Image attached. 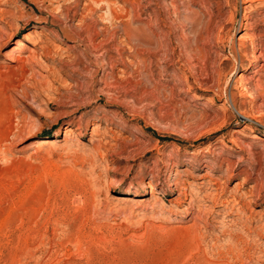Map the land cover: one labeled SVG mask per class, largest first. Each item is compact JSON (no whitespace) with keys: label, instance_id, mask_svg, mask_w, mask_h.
Returning <instances> with one entry per match:
<instances>
[{"label":"rangeland","instance_id":"rangeland-1","mask_svg":"<svg viewBox=\"0 0 264 264\" xmlns=\"http://www.w3.org/2000/svg\"><path fill=\"white\" fill-rule=\"evenodd\" d=\"M209 1L240 26L242 0ZM153 12L162 38L150 49L126 29L144 38ZM193 14L209 18L199 0H0V264H264V99L237 91L245 114L222 107L192 59ZM263 16L260 6L253 22ZM213 42L229 68L227 43ZM35 138L56 144L41 150ZM216 177L222 199L243 193L246 213L201 198L212 189L200 182ZM171 180L198 191L202 221ZM231 229L245 242L225 258Z\"/></svg>","mask_w":264,"mask_h":264},{"label":"bare ground","instance_id":"bare-ground-1","mask_svg":"<svg viewBox=\"0 0 264 264\" xmlns=\"http://www.w3.org/2000/svg\"><path fill=\"white\" fill-rule=\"evenodd\" d=\"M105 1V0H104ZM125 1V0H124ZM128 2L130 0H127ZM195 1V0H194ZM238 1V0H237ZM115 2V1H114ZM209 0H199V3H201L202 7L205 8V10L209 13V18H207L208 20L205 22L200 21L199 17L197 15H191V21H192V25L194 27H197L196 29V33H195V37L193 38L192 42H193V46L192 48V59L196 60V62H201L203 64V67L205 68V70L207 71V73H205L206 75H208L213 81L216 80V82L218 83V87H220L221 91H222V96L219 94V96L217 95V97H222L224 99V103L222 104V107H229L231 106V101L233 103V105L235 107H237L238 104V97L237 96V91L240 93V95H250L251 98L253 99H257L262 97L264 99V16L263 18L258 19L260 20L259 22H256V20L253 22L255 13L257 12V10L259 9L260 6H264V0H242L243 3V8H244V16H243V20L241 21V24L239 27H237L236 25V15L237 13H235L234 11L231 12V16L228 19L227 23H223L221 21H219L220 19H217V15H215L214 11L211 8V5L209 3ZM113 3V2H112ZM136 4H138V2H134L132 4L133 8L136 6ZM149 5V4H148ZM131 6V4H130ZM131 6V7H132ZM139 6V5H137ZM186 6V5H185ZM132 8V9H133ZM131 9V10H132ZM136 9V8H135ZM134 9V10H135ZM139 9V8H138ZM130 10V9H128ZM137 11V10H136ZM192 11V10H191ZM190 11V12H191ZM193 12V11H192ZM108 13V12H107ZM137 13V12H134ZM194 13V12H193ZM263 13V12H260ZM112 14V13H111ZM150 14V13H149ZM219 14V12H218ZM114 15V14H113ZM190 15V14H189ZM117 16V14H116ZM124 16H126L124 14ZM131 16V15H130ZM221 16V15H220ZM139 17V16H138ZM189 17V16H188ZM122 18V17H121ZM219 18V17H218ZM116 19V18H115ZM114 19V20H115ZM157 19V17H156ZM158 20V19H157ZM149 21V19H148ZM155 21V13H151V18H150V23L148 24V27L144 30V38H141V33H136L134 32L135 30H132V27L129 28L127 27V31L126 34L128 33L131 37L133 38L132 40L140 42L143 41L145 42V44H147L150 49L153 46L154 42L156 41V38L159 39V41L161 42V34L158 33V29L156 30L154 27V23ZM113 22V21H112ZM159 22V21H158ZM228 22L229 24H231L230 27H228ZM146 23V22H145ZM131 24V23H129ZM147 24V23H146ZM128 25V24H127ZM158 25V24H157ZM160 25V24H159ZM158 25V26H159ZM202 25V26H200ZM118 26V25H117ZM157 26V27H158ZM156 27V28H157ZM138 28V27H137ZM194 29V30H195ZM237 29L241 30H245V32L243 34H241L237 39H235V32L237 31ZM138 30V29H137ZM2 31V30H1ZM167 33V32H166ZM169 34V33H168ZM193 34V33H192ZM165 36V35H164ZM168 36V35H167ZM185 36V35H184ZM164 38V37H163ZM167 38V37H166ZM184 38V37H183ZM191 38V37H190ZM33 41V35L31 33H27L24 35L23 38L18 39L14 46H11V48L9 50H7L5 52V55L7 57H15L16 53L18 50H20L21 48H23L27 42H32ZM189 41V40H188ZM213 41H218V43H227V49H228V54H226V56L224 57L225 60H230L231 61V65L229 66V68H224L223 64H226V62H220L217 64L216 60L213 58V56L211 55V52L213 50H211L210 45ZM142 42V43H143ZM159 42V43H160ZM184 42V41H183ZM141 43V42H140ZM163 43V42H162ZM186 43V42H185ZM214 43V42H213ZM156 44V43H155ZM158 44V43H157ZM156 44V45H157ZM164 44V43H163ZM135 45V44H134ZM154 45V46H156ZM218 45V44H217ZM221 45V44H220ZM138 46V45H137ZM216 46V45H215ZM144 47V46H143ZM161 47V46H160ZM184 48V47H183ZM220 48V47H219ZM154 49V48H153ZM152 49V50H153ZM164 49V48H163ZM190 49V48H189ZM213 49V48H212ZM34 54L37 53V49H32L31 50ZM189 51V50H188ZM215 51V50H214ZM150 52V51H149ZM152 52V51H151ZM121 53V52H120ZM156 53V52H154ZM220 53V52H219ZM134 54V53H133ZM135 55V54H134ZM155 55V54H154ZM215 55V54H214ZM222 55V54H220ZM21 56V55H20ZM137 56V55H136ZM139 56V55H138ZM187 56V55H186ZM189 56V55H188ZM223 56V55H222ZM221 56V57H222ZM19 57V56H18ZM23 57V56H22ZM156 58V57H155ZM188 58V57H187ZM223 58V59H224ZM17 59V58H16ZM148 59V58H147ZM150 59V58H149ZM190 59V58H189ZM221 58V60H223ZM22 58H18L17 61L19 62H23L21 61ZM156 60V59H155ZM149 61V60H148ZM191 61V60H190ZM219 61V60H218ZM24 63V62H23ZM151 64V63H150ZM184 64V63H183ZM194 64V63H193ZM192 64V66H193ZM195 65V64H194ZM200 65V63H199ZM241 66L242 72L239 73L238 78L235 80V90L231 91V99L229 98V94H228V88L231 82V77L233 75H235L237 73V68L238 66ZM6 66L8 67H12L11 63H7ZM147 66V65H146ZM150 65H148L149 67ZM141 67V66H140ZM201 67V66H200ZM228 67V66H227ZM151 71V70H149ZM148 71V72H149ZM201 72V71H200ZM204 72V71H202ZM253 73L252 75L248 76L247 73ZM150 73V72H149ZM193 73V72H192ZM151 74V73H150ZM205 78V77H204ZM233 78V77H232ZM199 81V79H198ZM204 82V81H203ZM107 83V82H106ZM115 83V82H113ZM232 84V83H231ZM125 85V84H124ZM137 87V86H136ZM110 88V87H109ZM132 89V88H131ZM145 89V88H144ZM145 91V90H144ZM148 92V91H147ZM217 92V91H216ZM214 93V92H213ZM219 93H221L219 91ZM126 95V94H125ZM215 96V95H214ZM208 99L212 100L213 97L212 96H208ZM221 99V98H220ZM242 99V98H241ZM252 100V99H251ZM241 101V100H240ZM254 101V100H253ZM261 101V100H260ZM111 102V101H110ZM255 104V103H254ZM264 104V103H263ZM225 105V106H223ZM253 105V104H252ZM35 106V105H34ZM261 106V105H260ZM264 106V105H263ZM252 107V106H251ZM232 108V107H231ZM258 108V107H257ZM229 109V108H228ZM255 109V107H254ZM225 110V109H224ZM223 110V111H224ZM230 110V109H229ZM227 111V110H226ZM238 111L242 114H245V110H243L241 104H238ZM259 111V110H258ZM262 111V110H261ZM254 112V111H253ZM241 114V115H242ZM254 115V114H253ZM248 116V115H247ZM245 117V116H244ZM249 119V118H247ZM100 129L99 126H96L95 128V132H97ZM218 129V128H217ZM216 129V130H217ZM221 129V128H220ZM72 131V128H67L66 134L70 133ZM234 131H237L236 129ZM57 137H58V133H57ZM96 142V141H95ZM31 143H34L39 149L41 150H49L50 147H52L53 145L56 144V139L55 138H35L31 141ZM98 143V142H97ZM238 146V142L235 143ZM97 146V144H96ZM210 149V148H209ZM214 152V151H213ZM216 152V151H215ZM219 154V153H218ZM217 155V154H216ZM220 156V155H218ZM219 159V158H218ZM221 159V158H220ZM227 159V158H226ZM223 160V159H222ZM233 162V161H232ZM208 163L211 164L213 166V164H217V161L214 162L212 160H208ZM231 162L228 163V166H232ZM209 164H206L208 166H210ZM214 164V165H215ZM230 164V165H229ZM211 166V167H212ZM220 167H222V165H220ZM222 169V168H221ZM230 170V169H228ZM244 170V169H243ZM158 171V170H157ZM245 171V170H244ZM253 171V170H252ZM247 172V171H246ZM250 175V174H249ZM216 178H211L210 180H203L200 182L202 187H206V189H212V191H207L205 195H203L201 198L205 201L206 199L212 201L214 204H226V205H230L232 204V211L236 214V215H240L241 212H247V206L243 201L244 195L242 193V195L237 196L235 193L232 196V198L228 197L226 200L223 198H221V195H223L224 189L222 190V192H220L219 189H221V187L219 188L218 185V180L221 181V179H217ZM215 179V180H214ZM182 181V180H181ZM180 183L177 180L176 182H172L169 184L170 187V191L174 192L175 190L179 189ZM182 185V184H181ZM220 185V184H219ZM260 185V184H259ZM222 186V185H221ZM149 187L152 189H155V183H150ZM202 190V189H201ZM219 190V191H218ZM133 190L129 189L127 190V192L132 193ZM180 195L177 198V200H179L181 197H187L190 196V206H189V211L191 208H196L197 207V214L195 215L196 218V222H198L199 220L202 221L203 218V214H205L202 208V204H199V200L197 199V194L194 193H198V191L196 192V190H192L191 194H188L186 192V190L184 188H180ZM250 191V190H249ZM248 191V192H249ZM231 192V191H230ZM236 192V191H235ZM136 195H142L143 192H133ZM231 194V193H230ZM240 194V193H239ZM245 194V193H244ZM230 196V195H228ZM199 197V195H198ZM247 197V196H246ZM201 199V200H202ZM159 200V199H158ZM197 200V201H196ZM162 202V201H161ZM202 202V201H201ZM149 203V202H148ZM204 203V202H203ZM206 203V202H205ZM156 205V204H155ZM207 205V204H206ZM214 206V205H213ZM228 208V207H227ZM231 209V208H230ZM194 211V210H193ZM231 211V212H232ZM226 212V211H225ZM228 212V211H227ZM250 212V211H249ZM256 212V211H255ZM218 213V212H217ZM230 213V212H229ZM157 214V213H156ZM251 214V213H250ZM257 214V213H254ZM232 215V214H231ZM254 216V215H253ZM150 217H154V216H150ZM206 217V216H204ZM233 217V216H232ZM247 217V216H246ZM262 217V216H261ZM155 218V217H154ZM236 218V217H235ZM239 218V216H238ZM250 218V217H249ZM256 218V217H255ZM230 219V218H229ZM232 219V218H231ZM261 219V218H260ZM234 220V219H233ZM232 221V220H231ZM236 221V220H235ZM241 221V220H240ZM244 221V220H243ZM252 221V220H251ZM250 222V221H249ZM199 223V222H198ZM251 223V222H250ZM258 223V222H257ZM194 224V223H193ZM228 224V223H227ZM238 225V224H237ZM249 225V224H248ZM194 226V225H193ZM199 226V225H198ZM250 226V225H249ZM247 226L246 231L250 230L251 227ZM195 227H197L195 225ZM229 228V227H228ZM231 228V227H230ZM196 229V228H195ZM200 229V227H199ZM206 229V228H205ZM220 229V228H219ZM226 229V228H225ZM233 229V228H232ZM229 232L231 235V239H230V244L227 245L228 247L225 250L220 251V253L223 255V257H227L229 254L234 253L236 254V251L239 250V247H241V245L244 244L245 240H244V235L242 232H234L232 231ZM192 230V229H191ZM198 230V229H197ZM242 230V229H241ZM220 231V230H219ZM195 232V231H194ZM201 232V231H200ZM198 231V233H200ZM226 232V230H225ZM257 232V231H256ZM197 233V232H196ZM197 233V234H198ZM202 234V233H201ZM226 234V233H225ZM255 234V233H254ZM200 235V234H199ZM204 235V234H203ZM229 235V236H230ZM213 236V235H212ZM247 236V235H246ZM218 237V236H217ZM246 238V237H245ZM198 239V238H197ZM227 241V240H226ZM248 243V242H247ZM250 246V245H249ZM32 248V247H31ZM34 248V247H33ZM251 248V247H250ZM218 250V249H217ZM31 252V251H30ZM238 252V251H237ZM249 252V251H248ZM32 253V252H31ZM36 253V252H35ZM242 253V252H241ZM61 255V254H60ZM35 257V256H34ZM46 260V259H45ZM54 260V259H53ZM61 260V259H60ZM229 260V259H228ZM242 260V259H241ZM67 261V260H66ZM23 262V261H22ZM55 262V261H54ZM225 262V261H224ZM24 264V263H23ZM50 264V263H49ZM217 264H220L217 263Z\"/></svg>","mask_w":264,"mask_h":264}]
</instances>
